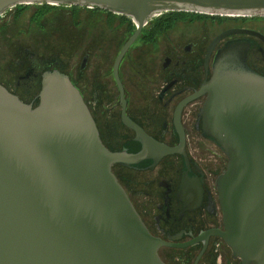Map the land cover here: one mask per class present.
<instances>
[{"label": "water", "instance_id": "95a60500", "mask_svg": "<svg viewBox=\"0 0 264 264\" xmlns=\"http://www.w3.org/2000/svg\"><path fill=\"white\" fill-rule=\"evenodd\" d=\"M28 3L97 6L133 19L136 29L115 61L124 104L119 62L157 14L264 15V0H0V14ZM241 33L264 39L259 30L230 27L208 56L220 39ZM251 43L247 36L224 41L196 95L207 94L204 135L228 156L216 181L225 229L216 233L242 264H264V74L247 62ZM39 96L33 105L0 83V264H166L157 251L166 241L148 230L112 165L179 147L151 136L124 108L142 148H109L80 89L59 68L42 73Z\"/></svg>", "mask_w": 264, "mask_h": 264}, {"label": "flooded vegetation", "instance_id": "af4514ba", "mask_svg": "<svg viewBox=\"0 0 264 264\" xmlns=\"http://www.w3.org/2000/svg\"><path fill=\"white\" fill-rule=\"evenodd\" d=\"M75 6L90 8L92 12L103 10L113 18L116 14L127 24L126 30H131L128 37L116 47L114 58L107 63L108 67L101 65V59L97 63L93 62L89 48L84 50L80 61V71L85 82L81 88L77 87L95 118L103 142L113 150L137 152L142 148L135 129L123 119L125 108V114L151 136L170 146L179 147V151L166 153L158 159L152 156L137 163L115 162L112 165V170L148 230L155 237L166 241L157 248L159 256L166 264H242V259L233 254L227 241L216 233L225 229L216 181L227 166L228 156L212 139L204 135L200 110L207 94L196 93L213 73L217 48L232 37L247 36L252 41L247 62L251 68L264 74V39L257 34L228 35L215 44L208 56L209 46L220 32L234 26L259 30L247 24L260 23L264 26V17L209 14L201 19L189 16L185 20L179 17V11L186 10L161 12L148 21L152 20L149 25H153L157 18H163L166 19L165 26L159 27H165L162 31H168L178 19L175 26L178 30L173 35L158 38L161 30L156 28L147 31L150 26L145 25L127 48L118 65L124 104L115 77V61L136 29L131 24L134 21L128 15L97 6ZM54 15L64 24H73L69 20L70 14L56 11ZM202 20H211L213 23L206 24ZM19 21L23 22L24 19ZM214 23L226 27L210 38L207 34L202 35V43H199L204 27H214L213 30H207L211 33L215 27H220ZM96 29L105 34L109 28L101 21ZM21 53L11 68L16 75L14 86L24 93L39 88L38 92L29 98L20 91H13L4 82L0 83L25 102L37 105L42 73L47 69H60V59L46 62L36 50L28 47H24ZM140 57H145V64L140 61ZM106 69L109 71L106 72ZM89 70L98 79L91 86L87 83ZM64 72L71 77L67 70ZM140 75L142 79L137 80ZM94 104H102L103 107L110 104L106 109L108 112H105L106 117L103 112V115H97Z\"/></svg>", "mask_w": 264, "mask_h": 264}, {"label": "rangeland", "instance_id": "374dc122", "mask_svg": "<svg viewBox=\"0 0 264 264\" xmlns=\"http://www.w3.org/2000/svg\"><path fill=\"white\" fill-rule=\"evenodd\" d=\"M38 4L39 3L27 4L28 6L20 13L17 12L20 4H17L8 7L7 10L0 15V81L8 85L13 91H20L29 98L31 95L37 93L39 88L34 91L31 90L28 93L16 89L13 83L16 75L11 71V68L14 67L16 63V59L22 54L21 50L24 47L36 50L41 57L45 58L46 62L54 61L59 58L60 70H67L71 74V78L75 85L81 88L85 82V78L80 71V61L84 50L87 48L90 49L93 62L97 63L98 60L101 59V65L103 64L105 67H108L107 63H110L114 58L116 47L128 37L131 31L126 30L127 24L123 23L116 14L113 18L108 16L103 10L92 12L89 10L90 8H75L61 4L52 6L47 9V11H40L38 9ZM56 11H60L62 14H70L69 20L71 22L73 21V24L67 25L61 22L60 19L54 15ZM24 14L26 15L23 18ZM21 19H24V21L20 22L19 20ZM186 19L187 17H185V20ZM101 21H103L104 25L106 24L107 29L109 28L105 34L100 33L96 29V25ZM202 21L206 24L209 22L213 23L211 20ZM177 22H179L178 19L174 23L175 26ZM133 24L135 25L134 27H136V24ZM214 25L220 27H215L213 33L207 30H213L214 27H204V31L198 39L199 43H202V35L207 34V37L210 38L226 27V25L216 23H214ZM247 25L257 28L264 33V26L260 23H251ZM175 26H172L173 28L168 31H160L162 32L161 35H157V37L165 38L168 35L175 34L178 30L175 29ZM180 26L179 24V28ZM181 30L183 29L179 31ZM145 60V57H140V61L143 64H145ZM90 65H92V62ZM106 70V72L109 71L108 69ZM90 72L92 71L89 70L87 73V83L89 86L98 82V79ZM139 79H142L141 75L137 78V80ZM87 83L85 85H88ZM93 106L98 116L103 115V112L104 117H106L105 114L108 112L106 109L110 104H108L107 107H103L102 104H94Z\"/></svg>", "mask_w": 264, "mask_h": 264}, {"label": "trees", "instance_id": "16d2710c", "mask_svg": "<svg viewBox=\"0 0 264 264\" xmlns=\"http://www.w3.org/2000/svg\"><path fill=\"white\" fill-rule=\"evenodd\" d=\"M39 5V7H38V9L40 10V11H47V9H49L50 7H52V6H55V4H50V3H39L38 4ZM20 7L17 9L18 11L17 12H22V10L24 9V8H26L28 5L27 4H20L19 5ZM74 7L75 8H77L78 6H75L74 5ZM189 16H191V17H193V18H204V17H208L209 16V14H203V13H198V12H187V11H179V17H182V18H185V17H189ZM166 19H163V18H157L155 21H154V24L153 25H151L148 29H147V31H154V30H156V28H158L159 30H163L164 28L162 27H159V26H165L164 24L166 23V21H165ZM131 24H132V27H134L135 25L133 24V22H131ZM168 28V27H167ZM144 36H145V34H144ZM143 36V37H144Z\"/></svg>", "mask_w": 264, "mask_h": 264}, {"label": "bare ground", "instance_id": "6f19581e", "mask_svg": "<svg viewBox=\"0 0 264 264\" xmlns=\"http://www.w3.org/2000/svg\"><path fill=\"white\" fill-rule=\"evenodd\" d=\"M55 5H61V4H55ZM63 5H65V6H68V5H70V4H63ZM13 6H15V5H13ZM10 7H12V6H10ZM87 7H94V6H87ZM7 10V9H6ZM6 10H4V11H6ZM4 11L1 13V14H3L4 13ZM193 12H195V11H193ZM0 14V15H1ZM207 14V13H206ZM210 14V13H209ZM158 15V14H157ZM156 15V16H157ZM210 15H216V14H210ZM223 16H233V17H239V16H241V15H223ZM1 17V16H0ZM259 17H264V15L263 16H259Z\"/></svg>", "mask_w": 264, "mask_h": 264}]
</instances>
